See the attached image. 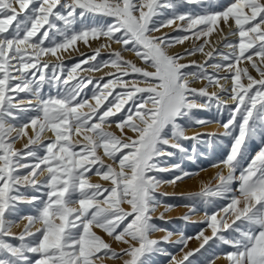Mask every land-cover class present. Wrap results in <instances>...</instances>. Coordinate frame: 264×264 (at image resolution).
Returning <instances> with one entry per match:
<instances>
[{
    "label": "snow or ice",
    "instance_id": "obj_1",
    "mask_svg": "<svg viewBox=\"0 0 264 264\" xmlns=\"http://www.w3.org/2000/svg\"><path fill=\"white\" fill-rule=\"evenodd\" d=\"M185 5L193 7L181 11ZM221 22L237 37L224 45L230 52L214 48L199 66L179 62L204 53L207 37ZM173 25L185 34L153 35ZM202 38L183 53L168 52L176 44ZM104 40L108 43H100L91 55L81 54L68 78H63L62 65L42 62L49 54L78 50V42L91 47V41ZM112 44L120 50L98 59L101 49ZM123 52H131L144 67L124 59ZM216 56L220 60L209 64ZM242 62L259 78L249 67H238ZM82 64H89L88 71H115L106 74V81L81 78L69 85ZM194 66L197 71H185ZM207 67L215 71L209 74ZM189 77L206 80L219 92L192 88ZM221 79L230 80V87ZM88 84H94V104L78 99ZM228 100L233 106L222 127L233 142L226 158L213 165L222 164L227 174L217 173L216 187L206 185L197 195L209 203V198L232 192L234 181L238 194L220 211L205 212L206 228L195 237L199 246L186 252L182 247V257L172 256L170 264H193L190 257L217 242L230 250L207 257L205 264L219 259L264 264V146L246 160L249 141L259 139L264 145V0H231L227 5L219 0H0V264H102L105 259L148 264L155 252L167 255L159 245L173 233L163 241L150 238L165 231L152 222L162 183L153 173L180 171L167 181L172 184L189 176L179 164L162 166L166 161L161 158L175 155L168 148L185 153L181 141L199 139L185 135L193 124L206 123L193 117L194 109L215 106L223 111ZM113 123L121 136L104 131ZM125 129L134 137L126 136ZM46 132L51 138L41 144L39 155L32 145ZM23 137V150L15 149ZM73 137L79 139L73 142ZM101 149L112 163H103ZM88 173L109 186L91 183ZM21 205H30L33 213L21 215ZM17 216L27 223L14 235ZM188 239L192 237L181 233L175 243L186 247ZM109 241L124 247L117 252Z\"/></svg>",
    "mask_w": 264,
    "mask_h": 264
},
{
    "label": "rangeland",
    "instance_id": "obj_2",
    "mask_svg": "<svg viewBox=\"0 0 264 264\" xmlns=\"http://www.w3.org/2000/svg\"><path fill=\"white\" fill-rule=\"evenodd\" d=\"M230 2L231 0H219V3L222 5H227ZM192 7L193 6L185 5L181 9V11L191 10ZM225 28L226 26L221 22L219 27L214 32L219 31L221 29L223 30ZM161 30L163 31L153 33V35L162 36V35L167 34L169 36L174 37V36L185 34L183 32L177 31L176 25L162 28ZM228 32H229V29L226 28L223 32V36L221 37L220 41L217 42L212 47V49H210L209 52L213 51L214 48L217 49L219 52H224L223 47H222L223 45L230 43V42L234 43L237 41V37L227 36ZM220 35L222 34L220 33ZM105 42L108 43L106 40L105 41H91V47L89 48L86 47L82 42H78V44L75 47L79 51L78 50L60 51L57 53V56H52L51 54H49L42 58V62H46L49 64L62 65L64 69L63 78H68V72L70 71V69L74 67L83 58L81 56L82 53L91 55L93 53V50L96 49L100 43H105ZM83 46L85 49L80 50L81 47ZM188 47H191V46H188ZM118 50H120V45H118L116 48H114L113 46L110 49L107 48L106 50L100 53V57L98 59H101V58L107 59L110 52L118 51ZM228 52H225V53H228ZM129 53L130 52H123L122 53L123 58L128 60L127 57ZM169 54L172 55L171 52H169ZM173 54H177V53H173ZM57 57H59V59ZM219 60L218 59L211 60L209 61V63L211 64ZM133 62L138 67H144L142 62L138 60L137 58H134ZM220 62H223V61H220ZM180 63L190 64L192 63V61L185 63L182 60ZM196 66H199V65H196ZM239 67L241 68L249 67L250 69L249 65H244V66L239 65ZM88 68H89V64H82L81 68L77 69V71L73 73V76L76 77V80L70 79L69 85H74L76 81L81 78L85 80L91 79L95 83L96 81H99L103 77L104 80L106 81L108 79L106 74L109 72H106V71L101 72V71L111 69L110 67L102 68L101 70L96 71L98 73L95 75V74L87 73L86 69ZM84 70L85 72H83ZM197 70H198V67H195V66L185 69V71H192V72L197 71ZM45 71H47L49 75H51L50 70H45ZM59 71L60 69L58 67L57 72ZM92 72H95V71H92ZM250 72H251V75L253 74V76L257 78V74L254 73V70L250 69ZM132 78L134 77H126L125 79H132ZM194 81L195 80L190 81V87L192 88H196L195 86L192 85ZM204 81L207 83L206 80ZM246 82L247 81H245V83ZM61 86L64 87L63 85ZM205 86H207L208 88L210 85L206 84ZM199 88L200 87L196 89H199ZM93 89H94V84H88L86 87L83 88V90L80 93V97H78V99H87L89 100L90 103L94 104L95 101L91 99L92 94H93ZM45 91L46 93L48 92L47 85H45ZM119 91L120 89L117 88L116 92H119ZM51 94L56 95L55 89L51 90ZM25 96H26L25 93H19V97L23 98ZM114 96H115V92L113 93V96L109 97V100H112ZM125 107H127V105ZM227 109H228V106L223 111H219L215 106H212L211 108H206V109H194L192 113L193 117L195 119L203 120L206 123L202 125L193 124L192 126L186 129L185 135L189 137L198 135L199 139L198 140H192V139L183 140L181 141V144L186 149L185 153H180L176 149L168 148L167 150L175 152V155L172 157L161 158L162 160L166 161V163L163 164L162 166L171 167L174 164H179L183 172L190 173L189 176H186L182 180L177 181L175 184H172V183H168L167 181L172 180L173 177L176 175H181L180 171L153 173V175H156L162 181V183L160 184V186L158 187L155 193V197L159 203L155 211L152 213V222L156 224L158 228L172 232L175 235L176 234L180 235L182 233L185 238L192 237V239L187 240V246H186L187 250L183 245L176 244L175 242H170V241L161 242L159 247L161 249H164L165 252H167L168 254L166 255L164 254V252H155L149 258L148 264H170L172 256H175L177 259H180L183 255V252H181L180 249L183 247L184 252L196 249L199 245L193 244L194 240H196L195 237L202 229L206 228V224L203 223V220L197 221V222L196 221L192 222V220L190 221V219L185 220L184 219L185 216L191 217V215L189 214H186L184 216L173 214L170 217H166L167 213L174 212L175 209L183 207V208L193 209V211L197 209L200 212H202L204 215H205V212L211 214L212 212L220 211V209H222L224 206H226L230 202L231 196L238 194L235 191V189L238 187V181L233 182L232 192L225 194V196L223 197L209 198L210 200L209 203H205V198L197 195L198 193H200L198 191L187 194L188 193L187 185L192 184V183L195 184L198 181L204 180V178H202V175H204L207 171H210L213 168H216L213 165L220 164V162L226 158L227 154L230 151L233 140L231 136L223 135L224 129L222 127V124L226 123L228 119L230 118L229 111ZM85 111H87V109H85ZM21 115L23 116V114ZM30 115H35V113H31ZM123 115L124 113L122 112L118 114L117 117H113L111 119L116 120L119 118V116H123ZM27 131H28V135L31 136L32 135L31 128H29ZM104 131L110 132L118 137L121 136V133L116 128L115 123H113L110 127L105 126ZM125 135L134 137V133H132L131 131L127 129H125ZM50 138H51V133L46 132L42 135L41 140L37 144L32 145L34 149L38 150L39 155H43V149L41 148V144L47 143ZM77 139L79 138L73 137V142H75ZM26 143H27V138L23 141V143L20 146L15 144L14 148L17 150H23L24 145ZM261 146H264V145H261V142L259 139L249 141L246 147V160L254 156ZM98 155L102 157L104 164L112 163L107 157L103 156L102 149L98 150ZM188 157H191V159H188ZM28 162L32 163L33 161L29 159ZM88 175L90 177L91 183H100L104 187L109 186L108 182L101 180L94 173H88ZM237 175H239V172H237ZM216 176H217V173H214L210 177L211 182L216 181L215 179ZM39 179L43 180L44 176H40ZM178 184L184 185L181 189V192H178L176 189ZM168 187H172V188L168 190ZM213 188L215 187L213 186ZM189 197H192V198H189ZM183 200H186V203L185 201L183 203ZM124 207L127 209V205H125ZM20 208H21V215H27V214L33 213V209L31 208L30 205H21ZM14 219L17 220V223L12 227L11 231L14 235H19V233L23 230V227L27 223V221L20 219L19 216L15 217ZM38 226L39 225H37V227ZM34 230L35 229H33V231ZM161 232L163 231H158V233H161ZM158 233L157 232L152 233L150 238L163 241V237L159 235ZM99 234L104 235L103 233H99ZM104 238L105 240L109 239L106 235L104 236ZM109 242L111 243L112 248L116 250L117 252H119L121 247H124L121 244H120V247H118L117 242H114V241H109ZM206 249L207 251L202 249L200 253H196L194 257H190V260H192L193 264H205V260L207 257H212L216 255L222 256L224 253L230 250L229 247L226 245H219V242H217V244L215 245H212L211 248H208V246H206ZM102 264H122V261L119 259H113V260L105 259L102 262Z\"/></svg>",
    "mask_w": 264,
    "mask_h": 264
},
{
    "label": "bare ground",
    "instance_id": "obj_3",
    "mask_svg": "<svg viewBox=\"0 0 264 264\" xmlns=\"http://www.w3.org/2000/svg\"><path fill=\"white\" fill-rule=\"evenodd\" d=\"M227 28V27H226ZM225 28V29H226ZM225 29H223L222 31L221 30H219V31H216V32H213L209 37H207V39H208V41H209V43L208 44H206V45H204V53H196L195 55H192V56H188V57H185L184 59H183V61L185 62V63H188V62H195V65H201V64H203L204 62H205V60H207L208 58H207V56L205 55L206 53H208L209 51H210V49H212V47L217 43V42H219L220 41V39H221V37L223 36V32H224V30ZM165 30V29H164ZM163 30H161L160 32H162ZM220 33L222 34V35H220ZM227 36H231V35H229V32H228V34H227ZM203 39L204 38H202L200 41H195V43H193V40H188V41H185L183 44H177V45H175L174 47H172L171 49H168V52H171V54H173V53H183L184 51H185V49H191V48H193V46L195 47V46H197V45H199V44H201L202 42H203ZM230 40V39H229ZM105 41V40H104ZM225 41V40H224ZM106 43V42H105ZM199 43V44H198ZM225 43V42H224ZM98 44V43H97ZM93 46V45H92ZM94 46H95V44H94ZM114 48H116L117 46H118V44H113L112 45ZM111 46V47H112ZM188 46H191V47H188ZM222 46V45H221ZM223 47V51L224 52H222V53H225V52H228V51H230L231 49H229V48H227V47H224V45L222 46ZM89 48V47H88ZM82 49H85L84 48V46L83 47H81V49L80 50H82ZM107 48H103V49H101V52H103L104 50H106ZM110 49V48H109ZM87 50V49H86ZM222 50V49H221ZM79 51V50H78ZM134 58H136L131 52L128 54V57H127V59L128 60H131V61H133V59ZM215 59H220L219 58V56H217ZM182 60H180L179 62H181ZM210 64V63H209ZM240 65H247V62H242ZM238 67H239V65H238ZM115 69H113V68H111V69H109V70H102L101 72H103V71H106V72H113ZM215 70L214 69H212L211 67H207V72L209 73V74H211V73H213ZM83 72H85V70L83 71ZM87 73H90V74H97L98 72H92V71H88L87 70ZM251 73V72H250ZM254 73H256L255 71H254ZM226 73L223 71V70H221L219 73H218V75L220 76V77H223L224 75H225ZM257 74V73H256ZM253 75V74H252ZM259 77H258V75H257V79H258ZM189 81H193V79L191 78V77H189ZM220 83L221 84H223V85H225L226 87H230V81H226V80H224V79H221L220 80ZM206 84H208V82L206 83L204 80H195L194 82H193V86H195L196 88H198V87H200V88H202V87H204ZM207 90L211 93V92H219V89L218 88H216V87H213V86H209L208 88H207ZM225 97H223L222 96V99H224ZM227 106H228V108H231L233 105H232V102L230 101V100H228L227 101ZM186 133V132H185ZM188 134V133H187ZM26 139V137H23V138H20L19 140H17L16 141V143L15 144H17L18 146H20L22 143H23V141ZM114 167H115V165H114ZM220 172H223V174H227V169L226 168H223V166H221V167H216V168H213L212 170H210V171H207L204 175H202V178H204V180H202V181H198V182H196L195 184H189V185H187L188 186V188H187V191H188V193L187 194H189V193H194V192H200L201 191V189L204 187V186H210V187H216V184H217V180L215 181V182H211V180H210V177L214 174V173H220ZM97 180V179H96ZM184 185H180V184H178L177 185V187H176V189H177V191L178 192H181V189H182V187H183ZM172 187H168V190L169 189H171ZM179 194H181V193H179ZM184 197V196H183ZM187 197V196H186ZM185 197V198H186ZM189 198H192V197H189ZM181 199V198H180ZM184 199V198H183ZM199 199V198H198ZM197 200V199H196ZM184 201H185V203H186V200H183V203H184ZM179 203H181V202H179ZM200 206V205H199ZM203 208V207H202ZM173 214H177V215H186V214H189V215H191V217H189V219H190V221L192 220V222L193 221H204L205 220V215L202 213V212H200L199 210H192V211H190V208H178V209H175V211L174 212H169V213H167L166 214V217H170L171 215H173ZM169 231H163V232H161V233H158V231H157V233L159 234V235H161L162 237H164L167 233H168ZM172 233V232H171ZM211 233H210V230L209 231H205V235H210ZM180 238V235L179 234H174L173 233V235H172V237H171V239L169 240L170 242H175V241H177L178 239ZM199 243H200V241H198V240H194V242H193V244H197V245H199ZM118 244V247H120V244L119 243H117ZM186 248V250H187V247H185ZM216 264H225V261L223 260V259H219V260H216Z\"/></svg>",
    "mask_w": 264,
    "mask_h": 264
}]
</instances>
